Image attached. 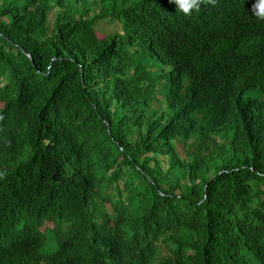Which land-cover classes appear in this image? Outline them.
<instances>
[{"label": "trees", "instance_id": "16d2710c", "mask_svg": "<svg viewBox=\"0 0 264 264\" xmlns=\"http://www.w3.org/2000/svg\"><path fill=\"white\" fill-rule=\"evenodd\" d=\"M252 3L0 0V264H264Z\"/></svg>", "mask_w": 264, "mask_h": 264}, {"label": "clouds", "instance_id": "9594fccd", "mask_svg": "<svg viewBox=\"0 0 264 264\" xmlns=\"http://www.w3.org/2000/svg\"><path fill=\"white\" fill-rule=\"evenodd\" d=\"M170 4L176 6V10L185 17H191L199 12L202 6L216 5L217 0H169ZM258 21L264 22V0H253L251 8L248 10Z\"/></svg>", "mask_w": 264, "mask_h": 264}, {"label": "rangeland", "instance_id": "374dc122", "mask_svg": "<svg viewBox=\"0 0 264 264\" xmlns=\"http://www.w3.org/2000/svg\"><path fill=\"white\" fill-rule=\"evenodd\" d=\"M98 32H99V37L103 39L106 35H110L114 32H116L117 27L113 24L107 23V22H102L98 25L97 27Z\"/></svg>", "mask_w": 264, "mask_h": 264}]
</instances>
